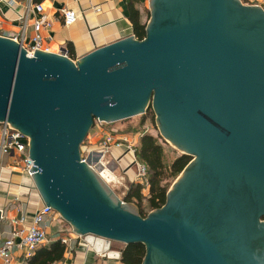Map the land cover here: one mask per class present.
I'll list each match as a JSON object with an SVG mask.
<instances>
[{"label": "water", "instance_id": "obj_1", "mask_svg": "<svg viewBox=\"0 0 264 264\" xmlns=\"http://www.w3.org/2000/svg\"><path fill=\"white\" fill-rule=\"evenodd\" d=\"M141 39L77 59L0 34V122L28 139L46 206L94 251L144 245L140 264H264V9L240 0H148ZM190 159L145 216L80 159L93 119L142 113Z\"/></svg>", "mask_w": 264, "mask_h": 264}, {"label": "crops", "instance_id": "obj_2", "mask_svg": "<svg viewBox=\"0 0 264 264\" xmlns=\"http://www.w3.org/2000/svg\"><path fill=\"white\" fill-rule=\"evenodd\" d=\"M39 2L43 14L50 20L48 26H40L38 33L43 46L49 51L58 52L60 49L69 50L71 59H77L96 46L113 40L132 35L131 23L128 19L130 8H136L139 20L146 23L149 17L148 0H30ZM243 3L257 4L264 9V0H240ZM30 2V3H31ZM28 0H0V34L15 36L23 45L31 43L34 29L33 20L39 12L27 8ZM29 3V4H30ZM98 9L95 10L94 7ZM62 8H72L76 12V19L70 24H63ZM24 16L21 26L20 17ZM145 28V25H144ZM1 125V122H0ZM92 126V125H91ZM89 127L86 133L83 149L97 148L100 131L98 127ZM97 139V140H96ZM95 161L94 170L97 174H107L106 181L113 178L119 190L124 192L129 182H134V170L125 166L130 158L128 152L112 148ZM120 173H113L115 167ZM112 168V169H111ZM104 171V172H103ZM116 174V175H115ZM98 175V176H99ZM124 179V184L121 182ZM43 201L30 177L26 176L16 162V156L11 153L0 155V243L8 237L13 224L11 218L23 215L28 223L31 216ZM42 224L46 230L47 239L60 232L64 227L61 218H53L45 214ZM47 240V241H48ZM45 241V242H47ZM65 248L62 257L67 264H93L98 258L91 249L70 243ZM24 248H13L14 262H21L24 258ZM32 254V253H31ZM30 254V255H31ZM29 255V256H30ZM102 259V258H101ZM27 261V258H26ZM103 264H121L116 259H102Z\"/></svg>", "mask_w": 264, "mask_h": 264}, {"label": "built area", "instance_id": "obj_3", "mask_svg": "<svg viewBox=\"0 0 264 264\" xmlns=\"http://www.w3.org/2000/svg\"><path fill=\"white\" fill-rule=\"evenodd\" d=\"M28 0L27 8H31L33 11L39 12V16L33 20L32 27L34 29L33 36L31 37V43L27 46L23 45L15 36H11L13 39L18 40L20 44L26 49V53L31 55L34 49H42L49 51L47 47L43 46L41 42V36L38 33L40 26H48L50 20L43 14L42 6L39 2H31ZM30 3V4H29ZM95 10L98 9L97 6L94 7ZM61 17L63 24H70L76 19V12L72 8H62ZM21 26L24 24V16L20 17ZM63 54L67 55V51L63 49ZM98 120V119H97ZM100 121V120H98ZM99 128V127H98ZM99 144L97 148H86L84 154L79 153L80 159L87 162L90 166L93 165L89 161L90 155L97 157V161L102 157V155L108 152L110 149H120L121 152H128L130 158L125 166H131L134 168L133 180L137 183L144 184L147 189V179H146V167L143 162L135 156V145L136 138L135 135L129 133H121L119 135H114L113 133L105 130L100 131ZM28 139L25 135L20 133L15 128L9 126L8 122L3 121L0 125V155L3 153H11L16 156V162L20 170L28 177L31 175L28 171L32 160L28 157L27 150ZM92 156V157H93ZM47 214L53 218V215H57L55 210L50 206L42 203V205L34 210L31 219L28 223L25 222L23 215L11 218V223L13 224L10 229L8 237H5L0 243V264H28L26 258L33 252V249L39 244L47 241L46 230L42 224L43 216ZM60 241L65 243L67 248H69L73 240L76 241V246H81L90 249V245L83 239V235L75 232L70 226L64 227L61 234L58 236ZM24 248V258L21 262H14L13 258V248ZM113 248L117 249L112 245ZM93 254L98 258H107L105 256V251H94L91 250ZM115 259V258H111ZM118 258H116L117 260ZM50 264H67L63 258L56 259Z\"/></svg>", "mask_w": 264, "mask_h": 264}, {"label": "trees", "instance_id": "obj_4", "mask_svg": "<svg viewBox=\"0 0 264 264\" xmlns=\"http://www.w3.org/2000/svg\"><path fill=\"white\" fill-rule=\"evenodd\" d=\"M128 19L131 23L133 37L141 39L145 35V24L139 20L136 8L129 9ZM68 51L67 54L70 57ZM140 115L150 121L154 117L150 105ZM157 138H159L157 134L142 132L138 135L134 149L136 158L146 167L147 193L143 195L140 183L131 181L121 196L122 201L134 202L140 216H145L150 209L158 208L164 203L168 181L174 178L190 159L189 154L180 152L166 160L163 146L161 142L157 141ZM62 230L54 234L47 242L36 246L32 254L27 257V263L50 264L52 261L60 259L66 248V244L61 242L58 237ZM72 244L75 245L76 241L73 240ZM119 250L117 260L121 264H140L145 251L143 243L139 241L123 243ZM102 259L97 258L93 264H103Z\"/></svg>", "mask_w": 264, "mask_h": 264}, {"label": "rangeland", "instance_id": "obj_5", "mask_svg": "<svg viewBox=\"0 0 264 264\" xmlns=\"http://www.w3.org/2000/svg\"><path fill=\"white\" fill-rule=\"evenodd\" d=\"M148 105H150L151 109L153 110V108L151 106V100L148 101L147 107H148ZM140 114L141 113L133 114L127 118L117 119V120H114L111 122L98 121L97 119L94 118L92 121L91 127H93V128L99 127L98 128L99 131H101V130L109 131V132L113 133L114 135H119L121 133L133 134V135H135L136 141H137L138 135L142 132H150L153 135L157 134L159 136V138H157V141L161 142V144L163 146V150H164V153L166 156V160H169L172 156L180 153V150L178 148H176L174 145H172L168 140L164 139V137L159 133L158 126H157V123L155 121L154 111H153L154 117L151 121L144 116L142 117V115H140ZM99 136H100V134H99ZM85 137H86V135L84 136V138L82 139V141L80 142V145H79V153H81V154L82 153L84 154V150L82 151L81 148L83 149L82 145L85 141ZM99 139L100 138H98V140L96 139L97 145L99 144ZM92 156L93 155H90V157L88 159H89L90 163L94 166V163L96 160H94L92 158ZM132 169L134 170V168H132ZM118 171L121 172V170L117 166L114 168L113 173H117V175H118V173H120ZM99 177L107 184L108 188L112 191V193L121 199L122 192L118 188L121 186L118 185V183L115 180H113V178L111 179V181L107 182L106 181V178L108 177L107 174L103 173V174L99 175ZM175 177L171 178L168 181L167 188L170 186L171 182L175 179ZM123 181H124V179L121 181L124 184ZM140 185L142 186L141 187V193L143 195H145L147 193V191H146L147 189H146L144 184H140ZM124 202H130V203L134 204V202H132V201H124ZM136 212H137V208H136ZM56 213L60 217L59 213L58 212H56ZM61 221L63 224L62 227H69L70 226V224L68 222H66L63 218H61ZM112 245L115 246L116 248H119L120 246L123 245V242L112 241Z\"/></svg>", "mask_w": 264, "mask_h": 264}, {"label": "flooded vegetation", "instance_id": "obj_6", "mask_svg": "<svg viewBox=\"0 0 264 264\" xmlns=\"http://www.w3.org/2000/svg\"><path fill=\"white\" fill-rule=\"evenodd\" d=\"M260 219L264 220V215L260 217Z\"/></svg>", "mask_w": 264, "mask_h": 264}]
</instances>
